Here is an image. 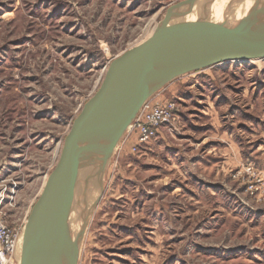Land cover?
Returning a JSON list of instances; mask_svg holds the SVG:
<instances>
[{"label": "rangeland", "instance_id": "1", "mask_svg": "<svg viewBox=\"0 0 264 264\" xmlns=\"http://www.w3.org/2000/svg\"><path fill=\"white\" fill-rule=\"evenodd\" d=\"M185 1L0 0V212L18 236L110 62ZM160 93L177 131L118 142L79 264H264V61Z\"/></svg>", "mask_w": 264, "mask_h": 264}, {"label": "water", "instance_id": "2", "mask_svg": "<svg viewBox=\"0 0 264 264\" xmlns=\"http://www.w3.org/2000/svg\"><path fill=\"white\" fill-rule=\"evenodd\" d=\"M203 2L186 0L170 7L149 39L110 62L98 91L74 119L31 210L18 264H79L90 224V179L155 95L189 74L264 61V11L256 10L261 0H246L197 28L174 26Z\"/></svg>", "mask_w": 264, "mask_h": 264}, {"label": "built area", "instance_id": "3", "mask_svg": "<svg viewBox=\"0 0 264 264\" xmlns=\"http://www.w3.org/2000/svg\"><path fill=\"white\" fill-rule=\"evenodd\" d=\"M148 101L129 128V138L134 137L137 143L133 152L139 151V146H144L156 138L163 127L172 128L176 132L178 105L175 102L166 104ZM18 236L6 224L0 212V264H18L17 253L20 242Z\"/></svg>", "mask_w": 264, "mask_h": 264}, {"label": "bare ground", "instance_id": "4", "mask_svg": "<svg viewBox=\"0 0 264 264\" xmlns=\"http://www.w3.org/2000/svg\"><path fill=\"white\" fill-rule=\"evenodd\" d=\"M246 0H204L201 7H199L196 11L193 13L187 15L179 24L174 25L175 27H188V28H197L200 26L203 22L207 20L211 21H217L219 20L223 15L229 13L233 8H240L244 6L247 2ZM258 7L256 10L258 11H264V0H261L260 4L257 5ZM159 24V23H158ZM157 24V25H158ZM157 26H155L156 29ZM155 30L151 32L150 35H153L152 33ZM149 39V38H148ZM142 44V43H141ZM138 46V45H137ZM252 62H258V61H252ZM129 129L125 132L128 133ZM124 134V135H125ZM112 145H108L107 151L111 148ZM117 147L113 149V154L116 152ZM110 156L107 161H102L100 165L95 169V172L93 176L90 179L89 182V201L86 205V211L89 212L90 222H91V216L95 209L97 198H98V191H100V184L99 181L102 180V174L106 170L107 164L112 158ZM104 177V175H103ZM87 232V231H86ZM86 235V234H85ZM22 235L20 237V242L18 246V253H17V262H20L21 259V253H22ZM84 242V241H83ZM83 247V244H82ZM82 252V248H81ZM81 255V253H80Z\"/></svg>", "mask_w": 264, "mask_h": 264}, {"label": "crops", "instance_id": "5", "mask_svg": "<svg viewBox=\"0 0 264 264\" xmlns=\"http://www.w3.org/2000/svg\"><path fill=\"white\" fill-rule=\"evenodd\" d=\"M161 93L159 92L157 95H160ZM157 95H155L152 99H155V97H157ZM158 97H160V96H158Z\"/></svg>", "mask_w": 264, "mask_h": 264}]
</instances>
